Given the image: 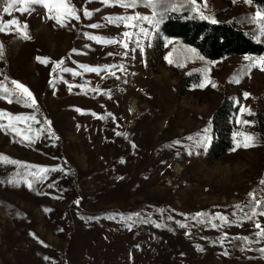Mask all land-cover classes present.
Wrapping results in <instances>:
<instances>
[{"label": "rangeland", "instance_id": "374dc122", "mask_svg": "<svg viewBox=\"0 0 264 264\" xmlns=\"http://www.w3.org/2000/svg\"><path fill=\"white\" fill-rule=\"evenodd\" d=\"M70 3L81 18L64 27L41 5L0 11L4 21L26 22L31 37L0 32V81L23 83L37 101L30 107L0 94V110L35 117L17 125L32 140L0 128V154L22 162H0V264H264V237L255 227H264V210L252 216L248 195L256 197L264 170V69L250 66L264 54L182 62L177 41H161L157 25L142 20L130 28L107 19L136 12L151 17L144 5ZM197 4L215 20L251 12L252 21L238 26L257 31L264 42L254 2ZM93 35L129 47L89 39ZM197 66L205 70L199 82L189 75ZM206 78L205 87L193 88ZM207 120L217 126L221 148L197 145ZM0 124L7 119L0 117ZM245 134L253 146L232 151ZM26 165L48 169L44 179L27 177L31 188L22 179Z\"/></svg>", "mask_w": 264, "mask_h": 264}, {"label": "snow or ice", "instance_id": "6c2138e0", "mask_svg": "<svg viewBox=\"0 0 264 264\" xmlns=\"http://www.w3.org/2000/svg\"><path fill=\"white\" fill-rule=\"evenodd\" d=\"M101 2L104 5H119L125 9H134L138 6V4L143 2L146 8H151L153 10H155L157 7L163 6L164 4V0H101ZM245 3L250 4L252 3V0H245ZM0 4L3 5L0 11H2V13L4 14H9V15H11L14 9H17L19 12L24 13V12L32 10L34 5H41L44 9H47V12L49 14L48 18L54 20L56 24L61 27L67 26L68 21L72 19L79 20L81 18L80 15H78L77 8L73 4L70 3V0H0ZM196 4H197V0H189V5L194 8L195 12L199 15L201 19H205V20L212 19L210 16L205 15L204 12L200 10V8L195 7ZM205 4H206V0H205ZM17 6L19 7L17 8ZM96 11H98V9ZM83 15L90 17L92 15V12L86 9ZM107 19L109 20L110 23L119 22V23L124 24L126 27L135 28L137 27L138 22L142 20H146L149 24L158 25L162 17L160 19H157L156 13L154 11L151 17L141 15L139 12H136L133 15L117 16L115 20H113L111 17H108ZM254 20L255 22L259 24V31H260L261 37L264 38V11H259V10L256 11ZM134 21H136L137 23H133ZM212 22L216 23L214 19H212ZM90 27L96 28V27H99V25L92 24L90 25ZM26 29H27V23L26 22L22 23L19 19L11 18V19H8L7 21L0 19V32L14 31L20 35H23L25 39H30L31 37L29 36ZM140 33H143L145 36L148 34L147 30L144 29L143 27L140 28ZM132 35L133 33L128 32V31H125L123 33V36L127 38H131ZM89 39L97 40V41L108 43V44L121 43L124 49H128L129 47L127 42L123 40H117L115 38H105V37L93 35V36H90ZM169 43H171V41H169ZM188 50L189 52L192 53L193 57L199 58L201 60L204 59V57L200 56V54L197 52L195 48H189ZM73 51H76V50L73 49ZM122 54L127 56L129 53L125 51ZM3 56H4V45L3 43H0V59H2ZM36 59L40 60L42 63H45L48 60L47 57H36ZM165 59L168 61L169 64L173 62L169 58V56H166ZM245 59L250 60L252 58L249 56H245ZM61 63L62 61H56L55 62L56 67H59ZM250 66H259L261 69H264V56H260L256 58L253 61V64ZM81 67H83L84 70L88 72H99L100 71L99 66L92 67L89 65H82ZM108 67H113V66H105V68H108ZM55 70L56 68H53V72H55ZM60 70L64 72H73L74 75L77 74L74 72L73 69H70V68H61ZM121 70H123L122 66H121ZM112 74L115 75V73H112ZM207 82L208 81L206 78L205 81L199 83L198 85L194 84L193 88H196V87L203 88L205 87V84ZM11 84L13 85V87H8L3 81H0V92L3 93V98L5 100L11 103L12 102L11 98H15L18 102H23L26 106H30V107L37 106V101L35 99L34 94L30 91V89L26 85L14 79L11 81ZM69 87L71 88V86ZM212 87H216V84L213 83ZM248 95L249 93H244L245 97H247ZM243 111H245V109L242 108L241 112ZM0 117H5L7 119V124H0V128L11 129L13 132H16L17 134H20V135H24V133L19 127H17V125L21 122H26L29 119H32V120L35 119L34 116L14 115L11 113H6L3 110H0ZM50 123L51 122L49 121L48 124L50 125ZM245 123H249V122L245 121ZM27 131H31V129L29 128ZM52 135H54V132L52 133ZM234 136H235V133H234ZM24 139L32 140L33 137L30 135H24ZM188 139H192V137H188ZM176 143L179 144L180 141H176ZM253 143H254L253 138L250 135L245 134L243 143L241 144L240 141H235V146L231 150L235 151L237 147H241V146L247 148V147L253 146ZM209 144H210V137H208L207 135L203 136L200 140L197 141V145L205 151L207 150ZM133 147H135V145H133ZM191 154H192L191 151H189V155ZM177 155H179V153H177ZM0 162H11L13 164L22 163L20 161L12 160L11 158L4 156L3 154H0ZM32 169H36V170L33 171ZM47 171L48 169L46 167H43L40 165H26L25 175L22 177V179H25L28 184V187L31 188L32 181L28 180L27 177L32 176V177H39L40 179H44L45 176L42 174L47 173ZM261 183L264 184V180H262ZM248 195L252 198V201H253L251 212H252V216H254L257 214V208L258 206L262 204V201L255 198V193L250 192ZM196 215L202 216L203 214L197 213ZM260 215H264V212H261ZM252 216L245 215L243 218L251 220ZM220 219L223 221H227V217H224V216H221ZM159 226L160 225H157V227ZM212 226L216 227L215 224H213ZM129 227H131V225H129ZM255 227L259 229L257 234L264 237V227H261L259 223H257ZM242 239L247 240L248 238L243 237ZM40 243L43 244L44 242L41 240ZM199 250L202 251L203 249H199ZM261 251L264 252V249H261ZM227 254L228 253L225 252V255Z\"/></svg>", "mask_w": 264, "mask_h": 264}, {"label": "trees", "instance_id": "16d2710c", "mask_svg": "<svg viewBox=\"0 0 264 264\" xmlns=\"http://www.w3.org/2000/svg\"><path fill=\"white\" fill-rule=\"evenodd\" d=\"M260 9L264 11V0H252ZM144 5L143 2L140 3ZM205 15L210 16L204 11L200 4H196ZM151 9V8H149ZM157 19L160 23L157 25L158 31L161 34V41L166 39L176 40L178 49L176 54L181 56L182 62L185 58H195L189 52V48H195L200 56H203L202 61H212L232 55L245 54H264V42L256 38V32L249 31L239 27V22L252 21V13H237L232 17L224 20L201 19L195 12L194 8L189 5V0H164L161 7L155 10ZM255 33V34H254ZM205 74V70L199 66L193 67L189 75L195 82H199ZM3 95L2 92H0ZM218 112V109L216 110ZM215 112V114H216ZM207 126L199 129L197 133L199 137L207 135L210 137V148H221L222 143L218 142L215 145V140L218 139V129L210 120L206 122ZM259 134L261 133L258 130ZM219 140V139H218ZM217 140V141H218ZM264 170L261 176L257 177L256 199L262 195V204L257 209L264 210ZM249 206H253V201L249 202Z\"/></svg>", "mask_w": 264, "mask_h": 264}]
</instances>
